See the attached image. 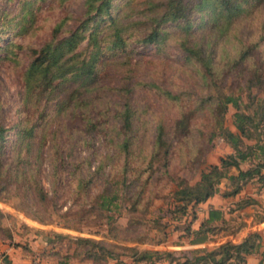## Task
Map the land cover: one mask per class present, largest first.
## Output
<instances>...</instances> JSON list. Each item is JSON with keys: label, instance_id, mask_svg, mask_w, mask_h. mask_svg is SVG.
I'll use <instances>...</instances> for the list:
<instances>
[{"label": "trees", "instance_id": "1", "mask_svg": "<svg viewBox=\"0 0 264 264\" xmlns=\"http://www.w3.org/2000/svg\"><path fill=\"white\" fill-rule=\"evenodd\" d=\"M36 1L28 4L30 1L17 0L14 13L0 4V50L4 57L17 58L13 47L21 44L9 47V37L3 35L30 28ZM83 6L75 28L61 35L67 20L62 17L52 24L40 46L29 47L28 60L19 72L22 96L17 119L12 125L0 123V199L15 197L25 215L51 222L40 216V207L45 208L49 200L40 181V162L46 136L55 153L62 144L56 130L48 128L50 120L58 117L63 118L57 123L66 141H77L80 135L89 147L100 135L103 145L111 148L93 170L88 168L89 155L78 162H85L86 168L78 174L75 189L86 192L104 163L115 164L111 166L114 173L105 178L107 186L95 195L93 208L104 211L107 230L124 239L143 238L127 235L130 229L135 231L138 220L131 219L130 226L123 228L112 227L113 213H119L121 207L136 210L152 172L167 167L174 149L182 164L201 161L198 151L208 149L218 134L232 149L218 163L201 169L193 183L176 179L171 202L180 219L189 207L220 191L217 184L223 178L227 183L221 191L224 196L237 194L251 180L264 187V0H84ZM246 20L254 23L257 32H240V23ZM169 43L180 50L181 63L190 67L193 82L200 91L206 89V95L193 98L186 88L171 90L152 80H132L138 64L143 63L139 58L132 60L135 50L150 44L161 54ZM118 69L123 73L120 86L106 84V73ZM228 76L240 81L245 99L240 92L224 90L223 81ZM138 84L155 90L173 111L172 120L162 115L149 117L147 104L131 97ZM111 91L113 100L105 94ZM228 104L234 107V131L223 125ZM244 138L253 141L245 142ZM244 161L249 165L242 168ZM253 202L256 199L252 196L238 200L240 207ZM263 219L264 214L256 221ZM221 220L222 208L210 206L196 228L185 224L182 229L189 243H201L210 239ZM52 233L59 239H72L69 256L96 263L113 258L115 264H155L167 256L177 264H244L246 256L255 254L261 244L253 241L255 236L260 238L257 230L238 242L227 240L213 248L179 250L138 249L88 236ZM122 254L132 260H122ZM260 254L257 264L263 262L264 249Z\"/></svg>", "mask_w": 264, "mask_h": 264}, {"label": "rangeland", "instance_id": "2", "mask_svg": "<svg viewBox=\"0 0 264 264\" xmlns=\"http://www.w3.org/2000/svg\"><path fill=\"white\" fill-rule=\"evenodd\" d=\"M26 1H30L28 4L32 2V0ZM83 1L37 0L33 7V16L30 14L32 16L30 28L25 32L16 33L14 31L12 34L8 32L3 35L5 39L6 36L9 37V39H6V42L10 44L8 45L9 47H11L12 43L21 44V47H13V52L17 53L18 59L4 57L3 50H0V123L12 125L17 119V109L22 96L19 72L28 60L29 47L40 46L48 37L52 24L62 17H67V20L61 35L67 34L70 29L75 28L83 14ZM16 2L17 0H0V4L11 13H14ZM254 30L253 22L246 20L240 23L241 33L252 34ZM136 58H139L143 63L138 64L139 69L136 70V76L132 80H152L171 90L186 88L191 90L193 98L198 94L206 95L208 92L206 89L200 91L198 85L193 82L192 70L181 63V52L173 43L167 44L161 54L156 53L154 47L150 44L142 45L132 55L133 61ZM120 71L119 69L108 71L103 78L104 82L110 86H120V76L123 74ZM238 84H240V81L237 82L230 76L223 81L225 91L240 92L245 99L243 91ZM105 94L111 100L115 97L112 91ZM131 97L141 105L147 104L148 114L151 118L152 116L162 115L166 120H172L174 117L173 111L157 96L154 89L138 84ZM233 111L234 107L228 104L223 115V125L234 131L235 127L232 123ZM57 120L61 122L63 118L51 119L48 128L56 130L59 137L58 141L62 144L59 145V150L55 153V150L51 147L49 136H46L42 145L43 158L40 162V181L49 196L46 207H40V216L46 220L50 219L51 222H39L25 215L15 197L0 199V210L2 212L0 216V239L10 244L16 243L25 246L27 239L33 233L40 237V240L47 241L48 238H51L52 241H47V243L57 247L56 253H53V251L49 253L40 252L44 264L69 263V254L73 246L72 239L68 237L59 239L53 235L52 232L54 231L71 236H88L107 242L133 245L138 249H156L157 247L159 250H168L165 242L172 245L185 243L187 237L183 232V226L188 224L191 227V224H199L203 218L204 208L198 206L189 207L188 214L181 219L178 217V212L172 211L171 196L172 191L176 188V179L193 183L198 179L201 169H205L209 164L218 163L221 156L232 150L219 134L211 140V145H209L208 149L198 151L201 161L195 164L192 161L182 164L179 160L178 151L172 150L167 167L152 172L150 180L147 182L148 185L142 192V202L137 206L136 210L127 211L121 207L119 213H113L115 217L111 222L112 227L123 228L129 225L131 219L138 220V222H135V231L133 232L132 228L130 229L132 232L129 230L130 232L127 231L128 233H125H127L128 237L140 234L143 238H136L130 241L121 237L122 235L110 233L107 230L108 224L104 216L106 213L93 208L95 195L100 190H103L104 186H107L105 178L108 173H114V171H111V166H115V164L104 163L86 192L75 189L78 174L83 173L86 168L85 162H78L89 155L88 158L91 160L88 168L93 170L102 156L112 152L111 148L103 145L100 135L95 137L89 147L80 140V135H78L77 141H75V138L66 141L65 135L60 129V123H57ZM151 136L152 132L148 134L149 140ZM244 141L252 142L253 140L244 138ZM7 150L6 153L9 155L10 152ZM59 153L62 155L59 156ZM54 157H57V159L55 160ZM60 160L63 161L60 162ZM76 164L81 166L77 167ZM248 165L249 161L240 163L242 168ZM231 171L234 172L235 169L231 168ZM262 171H264V167ZM142 178L138 182H141ZM226 184V180L224 178L221 179L217 184L220 191L213 194V196H216L214 203L222 208L224 220L216 222L215 232L210 236V239L205 241L203 246L213 248L227 240L238 242L248 233L257 230L260 232V238L258 239L255 236L253 241L259 240L261 244L258 251L254 254L255 256L250 259V264H252L254 260L258 261L261 258L260 251L264 249V219L256 221L259 215L264 214V187L259 188L258 184L251 180L237 194L224 196L221 191L225 189ZM133 189H138V187H133ZM146 196L149 198L147 201L145 200ZM244 196H252L256 199V202L240 207L238 200ZM61 224H70L72 227H64ZM37 226H40V232H37L39 230ZM111 232L114 233L116 231L113 230ZM37 236L35 239L38 238ZM33 243L35 244L36 241ZM16 250L18 251L19 248H16ZM31 251L27 249L26 253ZM119 257L126 262L132 260L128 254H122ZM89 264H115V259L107 258L105 262L96 263L92 261ZM155 264H177V261L175 259L171 260L167 256H161L155 261ZM261 264H264V259Z\"/></svg>", "mask_w": 264, "mask_h": 264}, {"label": "crops", "instance_id": "3", "mask_svg": "<svg viewBox=\"0 0 264 264\" xmlns=\"http://www.w3.org/2000/svg\"><path fill=\"white\" fill-rule=\"evenodd\" d=\"M214 199H216V196H209L207 199H205L203 202H200L198 204H196L195 206L198 207H202L204 208V214L205 215V211L208 207L210 206H217L214 203ZM214 203V204H213ZM217 207H221V206H217ZM198 226V224H191V228H196ZM37 228L39 230H37V232H40V226H37ZM37 235L33 233V235L29 236V238L27 239V243L25 244V246L19 245V244H10L9 242H5L3 239H0V264H44L43 260H42V256L40 254V252H44V253H49L51 251H53V253H56V249L57 247H55L54 245H48L46 240H40V237L36 238ZM40 236V235H39ZM31 238H33L31 240ZM38 240V242H37ZM34 241H36V245L33 243ZM205 242H201V243H189L188 242V238H186L185 243L183 244H167L165 242V245L168 246V250H179V249H188V248H192V247H197V246H203ZM160 246V245H159ZM16 248H19V250L17 251ZM27 249L32 250L31 252H27ZM157 249V247H156ZM25 250V251H24ZM58 251V250H57ZM37 253V254H36ZM255 255L254 254H250L248 256H246V261L244 264H250L251 260ZM69 260H68V264H82V263H91L92 260L89 258H84V259H78L76 257L73 256H69ZM257 260H254V262H252V264H257Z\"/></svg>", "mask_w": 264, "mask_h": 264}]
</instances>
